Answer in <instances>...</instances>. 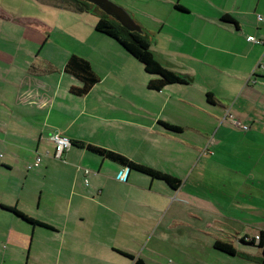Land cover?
Returning <instances> with one entry per match:
<instances>
[{
    "label": "crops",
    "instance_id": "0c3cea01",
    "mask_svg": "<svg viewBox=\"0 0 264 264\" xmlns=\"http://www.w3.org/2000/svg\"><path fill=\"white\" fill-rule=\"evenodd\" d=\"M0 1L5 3L4 0ZM27 1L29 4L33 3L31 0ZM215 1L216 4H213L215 9L206 11L203 9L204 5L178 3L180 10L189 11L193 15L195 13L200 23H207L213 27L207 34L203 33L200 28L194 35L193 58L194 60H203L205 63L200 61L202 65L198 67H170L191 77L187 84H169L170 86H180L177 91L178 101L180 95L184 99L188 97L192 99L191 92L198 91L200 100L204 101L205 99L204 102L209 104L214 126L217 123L213 130H196L193 138L188 141L182 137L185 132L184 126L161 117L163 114L161 109L164 105H167L170 99L173 102L175 100L172 96L166 97L161 108L156 110L153 98L146 93L148 88L146 89L144 86L145 80L141 77V67H95L89 60L88 54L73 50L69 46L66 48L63 45H57L59 67H54L53 64H57L54 62H49V67H9L18 54L24 52L26 46H35L36 44L38 48L41 47L42 43H45L46 37H49L54 31V26L39 20L36 15H18L0 2V147L12 148L13 151L0 159V264H20V255L23 254L25 246H27L25 233L29 231V227L35 231L37 226L3 208L2 205L15 207L25 215L48 224L50 228H43L61 238L68 236L71 247L66 251L67 255L63 257L61 264H89L93 260L98 264H131V260L118 251L131 252L113 246L116 241L115 237L119 236L118 227L110 232L113 235H108L105 240L101 241V246L96 245L99 242L98 239L76 244L75 235L77 232H82L83 229L79 230L75 225H67V222L59 225L56 221L54 224L52 220L36 215L33 211L39 207L43 196L42 190L33 191L31 187L24 188L21 184L17 187L11 182L9 173L17 168L18 160H21L19 159L20 155L27 152L23 145L18 144L20 143L18 139H24L29 143L27 150L30 155L27 157L31 160H34L33 155L48 151L49 154L43 156L44 159L42 158L39 165L47 170L56 161L52 155L54 147L49 140V136L54 132H60L70 139L82 140L114 151L117 150V152L120 151L130 159L132 156L129 153L136 149L146 148L147 151L149 148L151 149V139H154L149 136L139 140L138 137L135 139L129 134V131L138 130L155 133L158 136H169L174 139V142L196 148L202 153L200 158L203 157L204 152H207L209 145L210 147L214 145L216 149L221 147L224 149L223 152L226 151V156L230 158H237L234 155L239 154L241 158L239 157L237 162L241 167L242 184L240 193H236L235 199L242 200L240 201L244 212L256 209L257 220L248 219L241 231H235L232 227L226 226L230 228L229 231L239 233L238 236H235L236 238L244 235L252 237L260 229L264 230V204L259 206L252 203L253 200L264 201V0ZM50 3L53 4L52 1H45V4L36 1V4L43 6L44 10L54 8V10L65 11V9L57 8L54 6L55 4L50 5ZM212 3L210 0L208 5L211 6ZM197 6L201 8H195ZM197 9L202 11L196 12ZM43 12L47 13L48 11ZM52 12L54 13V11H49V13ZM223 15H228L231 19H222ZM258 16L262 18L259 19ZM80 18L82 21L84 20L83 16ZM84 22H86L84 25L80 23L82 27L77 26L79 32L82 33L83 30L86 36L92 37L95 18L90 22ZM243 32L246 33V37L253 35L261 42L247 41L246 37L242 40ZM43 33H47V36L44 37ZM217 39L220 40L219 46ZM50 43L53 41L51 40ZM113 44L110 45V51L116 59L121 58L126 61L130 58L126 51L119 48L120 45ZM197 45L200 48L203 47L204 50L201 49L198 52ZM71 54L88 59L99 77V81L85 95L76 96L75 99H73L74 95L69 92V87L79 85V81L63 69ZM252 55L255 56L252 57ZM4 57H10L8 65L3 61ZM250 58L251 63L248 65ZM212 67L224 68L228 72L229 79H213L210 71ZM255 67L260 70L257 71ZM139 70L140 72H138ZM255 71L258 74H254ZM254 75L256 77L253 79ZM169 85L159 91L167 90ZM224 89H229V92L225 93ZM207 92L212 94L213 102L207 101ZM203 101L196 103H203ZM174 105L175 103H173ZM70 107L71 109L75 108L69 110ZM231 113L234 115V119L230 120L228 118L231 117ZM222 115H224L223 120L219 121ZM159 120L178 125L182 129L178 132L166 130L159 124ZM239 121L241 129L237 127ZM146 140H150L148 146ZM208 153L215 155L217 151L213 150ZM89 154L100 159H94ZM60 159H71L78 162L75 173L73 169H70L73 175L72 183L69 186L70 190L67 193L71 196L68 197L69 201L65 204L64 211L60 209V214L66 216L67 219L71 212L72 216L84 215L85 208L82 204H90L87 200L108 211H113L114 214L121 212L118 214L121 216L128 204L143 202V199L139 200V198H146L143 194H145L147 186L148 189L153 187L154 180L164 182L150 179L144 174L129 170L84 148L73 145L63 153ZM136 162L142 163L141 160ZM56 163L64 170L70 167L66 162L57 161ZM82 165L97 167V171L92 174L91 181L92 187L98 193V199L91 200L82 192L84 188ZM148 165L159 169L154 165ZM104 170L112 173L113 177L107 174L103 175V178L99 177V174ZM161 170L171 173L166 169ZM139 176L146 177L147 181H143L145 179ZM27 179L28 176L25 180ZM109 180H113L120 187L129 191L132 190V193L130 192L129 197L125 196L129 193L110 194L105 187ZM143 184L145 186H142ZM166 186L169 192L164 189V197L167 199L172 193L179 192L180 186L177 189ZM64 191L62 190V193ZM225 198L233 201L234 195L231 194ZM149 202L154 209L158 208L151 197ZM121 203L122 206L119 205ZM56 208V205L51 203L49 210L55 211ZM250 226H254V228ZM124 232L130 233L131 229H125ZM97 247L101 250L98 251ZM78 248L83 249L77 250ZM28 249L30 252L31 243H29ZM117 253L128 258L130 263L122 261ZM56 260L57 258L52 264H60Z\"/></svg>",
    "mask_w": 264,
    "mask_h": 264
},
{
    "label": "rangeland",
    "instance_id": "374dc122",
    "mask_svg": "<svg viewBox=\"0 0 264 264\" xmlns=\"http://www.w3.org/2000/svg\"><path fill=\"white\" fill-rule=\"evenodd\" d=\"M31 1L33 2L32 4L27 3V0H4L5 3L0 2L18 15L38 16L39 20L53 25L54 31L49 37L47 33H43V36L47 37L41 47L38 48L36 44L35 46H26L24 52L19 53L9 67H49V62L57 63L53 65L54 67H59L57 45H63L66 48L69 46L73 50L88 54L89 60L92 61L91 63L95 67H141V77L145 80L144 86H146L149 74L144 70L141 62L128 52L126 53H128V56L130 55V58L126 61L121 58L116 59L115 55L111 53L110 45L113 43V45H119L115 39L96 30H93L92 37L86 36L83 30L82 33L79 32L78 27H82L86 23L84 21L90 22L94 18L95 22L98 20L99 13H103L98 7H92L95 10L94 12L80 13L56 5V0ZM36 1H40L42 4H45V1L55 2V5L54 3H50V5L65 9V11L54 10V8L44 10L43 6L36 4ZM111 1L132 14L134 22L142 28L146 35L151 50L167 67H198L202 65L200 64L201 62L205 63L203 60H194L193 58L194 35L200 28L203 33L207 34L213 27L207 23H200L195 13L194 16L189 11L180 10L178 3L185 4L186 2L189 5L197 3L204 5L203 9L206 11L215 9L213 5L216 4L215 0H212L211 6L208 5L210 0ZM195 8L201 7L197 6ZM43 11L48 12L45 13ZM49 11H54V13H49ZM199 11L202 10H196V12ZM81 16L84 17L83 21L80 18ZM83 29H85V26H83ZM245 34V32L242 33V40L246 37ZM51 40L53 43H50ZM217 45H220L219 39H217ZM119 48L125 51L121 46ZM198 48L200 47L197 45L196 49L198 52L201 49L204 50L203 47ZM123 53L126 54L125 52ZM254 56L252 55V57ZM4 58L3 61L8 65L10 57ZM250 63L251 58L248 65ZM255 69L257 71L260 70L257 67ZM210 71L215 80L229 79L227 77L228 72L224 68L212 67ZM254 74L258 73L255 71ZM255 77L254 75L253 79ZM179 87L170 86L164 91L149 90L146 87V93L153 98L156 110L161 108L166 97L170 98L172 96L175 101L173 102L170 99L167 105H164L161 109L163 111L161 117L184 126L185 132H183L182 136L184 140H191L196 130H213L217 123L214 126V119L210 115L209 104L204 102V98V101L200 100V93L196 90L191 92L193 101L189 97L184 99L181 95L178 101L177 91L180 89ZM223 91L228 93L229 89H224ZM75 98L76 96H73V99ZM199 101H203V103H196ZM173 103H175L174 106ZM74 108L72 107L71 109L70 107L69 110ZM223 116L219 118V121L223 120ZM233 116L231 113V117L228 119H234ZM240 125L241 122L239 121L237 127ZM129 134L135 139L138 137L139 140L142 137L149 136L154 138L151 139V149L149 148L148 151L146 148L136 149L129 153L132 156L131 159L135 161L141 160L142 163L151 164L159 167V169H166L171 172L181 181L178 193H172L167 199L164 197V189L169 192L166 186L168 184L154 180L153 187L148 189L147 186L146 192L143 194L146 198H139V200L143 199V202L128 204L121 216H118L121 212L114 214L112 213L113 211H108L98 204L87 200L90 204H82L85 208L83 211L84 215L80 217L77 215L72 216L73 213L71 212L67 219L66 216L60 214V209L64 211L65 204L69 201L68 197L71 196L67 193L72 183L71 177L73 173H71L72 170L70 169H73L75 173L78 162L71 159L52 158L56 161L47 170L41 166L28 168L29 163H32L33 160L27 157V155H30L29 150H27V144L29 143L24 139H18L20 142L18 144L23 145L27 152L24 155H20L19 159L21 160H18L17 168L9 173L10 180L17 187L21 184L24 188L31 187L33 191L42 190L43 196L39 207L33 211L36 215L52 220L54 224H56V221H58L59 225L67 222V225H75L77 229H83L82 232H77L75 235L76 244L86 240L98 239L99 242L96 245L101 246V241L105 240L108 235H113L110 232L115 227H118L119 236L115 237L116 241L113 246H118V248H121L120 250L130 251L143 259L146 264H260L256 258H263L264 249L240 242L239 238L235 237L239 233L228 230L230 229L228 227H232L235 231H241L248 219L251 221L257 220L256 209L244 212L241 207L242 200L235 199L236 193H240L242 184L241 167L239 162H237L240 157L239 154L234 155L237 158H230L226 156V151L223 152L224 149H221V147L216 149L214 145H211V147L209 145L207 152H204L203 157L200 158L201 151L191 146L188 147L187 145L174 142V139L169 136H158L155 133H145L140 130L129 131ZM149 143L150 140H146L147 146ZM142 144H144V141H142ZM11 149L0 147V159L7 156L9 152L12 153ZM213 150L217 151V153L210 155L208 152ZM89 155L94 159H100L94 155ZM57 161L66 162L71 168L64 170L56 163ZM72 166L74 167L72 168ZM82 166L89 169L91 173L86 174V177L83 175L82 183L84 188L82 192L91 200L98 199V193L92 187L91 181L92 174L97 171V167ZM105 174L113 177L112 173L105 170L99 174V177L103 178ZM26 176H28L27 180H25ZM84 177L88 180V185L84 183ZM139 177H143L145 180H142L147 181L146 177ZM147 179L150 180L151 178ZM142 186H145V184ZM105 187L110 194L115 192L121 194L129 193V195H125L129 197L130 192L132 193V190L129 191L120 187L113 180H109ZM62 190L65 191L62 193ZM231 194L234 195L233 201L225 198V196ZM150 197L158 206L157 209L150 205ZM74 199H76V196H74ZM51 203L56 205L55 211L49 210ZM230 203H232L231 206ZM252 203L261 206L264 201L258 200L257 202L253 200ZM119 205L122 206L123 204ZM250 227L254 228V226ZM129 228L131 232L125 233L124 230ZM25 234L27 236L25 239L27 246H25L23 254H19L21 256L20 264H52L55 262V258H57L56 262L61 264L63 257L67 255L66 251L71 247L68 236L61 238L50 230L38 225L35 227V231L29 227V231ZM216 239L230 241L238 250V254L230 255L216 250L213 246ZM29 243H31L30 252L28 249ZM82 249L78 248L77 250ZM97 250L101 249L97 247ZM242 254H248L251 258L248 259ZM57 255L58 257H56ZM117 255L122 261L130 263L128 258L120 256L118 253ZM91 262L89 264H98L94 260Z\"/></svg>",
    "mask_w": 264,
    "mask_h": 264
},
{
    "label": "trees",
    "instance_id": "16d2710c",
    "mask_svg": "<svg viewBox=\"0 0 264 264\" xmlns=\"http://www.w3.org/2000/svg\"><path fill=\"white\" fill-rule=\"evenodd\" d=\"M55 1V0H54ZM56 5L61 6L65 9L73 10L75 12H94L93 4L85 0H56ZM55 4V2H53ZM177 6V5H176ZM97 8L96 6H94ZM100 16L94 24V30L108 35L109 37L115 39L118 44L130 55L136 58L142 63L144 70L149 74V79L146 82V87L150 90L159 91L169 84H187L191 80L181 72L174 70L173 68L167 67L162 60L157 58L150 48V44L143 30L130 31L120 25L116 20L108 16L107 14L99 13ZM231 19L228 15H223L222 19ZM63 69L66 73L70 74L79 81V85H71L69 87V92L74 96H83L99 81V77L93 70L92 65L88 59L77 54H71ZM207 101H212V94L210 92L206 93ZM163 128L170 131H181V127L174 125L165 121H158ZM73 146L84 148L87 151L96 154L97 156L117 163L118 165L128 168L149 176L152 179H158L164 181L171 188L177 189L180 186V179L171 173L157 169L145 163L136 162L124 154L114 151L112 149L85 142L82 140L70 139ZM3 208L10 210L17 216L21 217L25 221L32 224H36L42 227L50 228V226L41 221L35 220L21 211L17 210L15 207H8L2 205ZM259 239L256 241L254 236L249 237L244 235L239 237V241L242 243L251 244L264 249V230L260 229L258 231ZM213 246L216 250L224 252L230 255L238 254V250L232 245V243L224 240H215ZM119 253L127 256L131 260V264H145L144 260L139 256H135L131 253H126L123 251H118ZM246 258L250 259L251 256L248 254H242ZM259 260L260 264H264V252L263 258H256Z\"/></svg>",
    "mask_w": 264,
    "mask_h": 264
},
{
    "label": "built area",
    "instance_id": "2783aa9c",
    "mask_svg": "<svg viewBox=\"0 0 264 264\" xmlns=\"http://www.w3.org/2000/svg\"><path fill=\"white\" fill-rule=\"evenodd\" d=\"M258 18L261 19L262 17L258 16ZM246 39H247V41H251L254 43H260L261 42L259 39L255 38L253 35H248L246 37ZM226 114H227V112H226ZM242 127H244V125H242ZM49 140L52 142L53 147H54L52 155H53V157H55L57 159H60L62 157L63 153L65 151H67L72 145L70 138L68 136L60 133V132L52 133L49 136ZM48 154H49L48 151H45L43 154L37 153L34 157L33 162L28 165V168L39 166L42 162L43 156H47ZM81 170H82L83 175L85 177L87 176L86 174L90 173V170L85 168V167H81ZM85 177H84V183L87 185L88 180ZM258 235H259L258 232L255 235H253L256 241L259 239Z\"/></svg>",
    "mask_w": 264,
    "mask_h": 264
},
{
    "label": "water",
    "instance_id": "95a60500",
    "mask_svg": "<svg viewBox=\"0 0 264 264\" xmlns=\"http://www.w3.org/2000/svg\"><path fill=\"white\" fill-rule=\"evenodd\" d=\"M98 7L105 14L116 20L120 25L130 31H142V28L134 22L131 13L115 4L111 0H85Z\"/></svg>",
    "mask_w": 264,
    "mask_h": 264
}]
</instances>
